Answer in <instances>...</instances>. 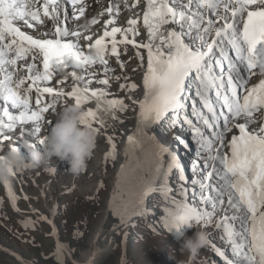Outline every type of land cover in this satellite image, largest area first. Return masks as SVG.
<instances>
[{
    "label": "snow or ice",
    "instance_id": "obj_1",
    "mask_svg": "<svg viewBox=\"0 0 264 264\" xmlns=\"http://www.w3.org/2000/svg\"><path fill=\"white\" fill-rule=\"evenodd\" d=\"M145 2L142 21L130 19L122 30L114 27L115 16L120 14L119 0H110L106 13H101L110 17L98 30L102 35L90 45L87 41L92 37L84 36L81 51L79 38L83 32L66 30L63 25L65 20L84 16L86 0H0V144L5 142L6 131L15 132L17 126H35L26 135L40 136V122L55 106V102L45 104L44 97L65 96V92L44 85L50 84L54 76L64 83L63 74L68 69H78L81 75L67 73L76 85L67 99L74 100L78 108L90 101L97 106L96 112L85 113L82 126L95 131L91 124L99 120L103 127L106 121L100 113L115 120L114 110H127L123 101L109 102L105 100L106 92L87 90L84 81L92 83V79L83 73L101 66L105 78L97 83L108 86V60L115 57L124 67L117 45L131 43L138 50L143 48L146 67L144 57L136 53L141 67H145V96L137 105L141 133L150 138L146 129L161 121L170 130L186 125L201 155L206 156L203 167L195 169L198 178L184 180L193 189L191 202L184 188L177 193L181 202L172 201L176 211L169 213L170 228L180 231L201 223L211 226L216 213L223 209L224 216L216 228L236 258L233 261L224 257L227 264H264V120L255 119L264 111V80L246 88L253 75L264 77V0ZM45 21L51 22L48 32H39L37 38L24 34L25 29L36 32V26L42 27ZM91 23L98 21L93 19ZM141 23L147 42L137 44V25ZM25 61L26 65L21 63ZM18 63L23 76L17 71ZM127 88L129 92L137 90L135 84ZM257 124L260 126L254 128ZM234 129L238 134L228 141ZM181 143L188 148L187 142ZM39 144L44 145L42 138ZM109 144L112 154L108 158L114 160L115 145L111 141ZM137 144V139L129 138V152ZM13 150L21 154L22 149L17 146ZM163 155L169 157L167 165L161 159ZM154 160V168L141 178L138 203L157 192L171 200L172 189L165 178L178 167L177 158L160 147ZM4 187L15 210L10 186Z\"/></svg>",
    "mask_w": 264,
    "mask_h": 264
},
{
    "label": "rangeland",
    "instance_id": "obj_2",
    "mask_svg": "<svg viewBox=\"0 0 264 264\" xmlns=\"http://www.w3.org/2000/svg\"><path fill=\"white\" fill-rule=\"evenodd\" d=\"M131 69L133 74L129 80ZM142 74L140 61L136 59L130 67L117 71L113 75V79L108 80V86L99 85L97 81L92 84L95 91H104L108 94L105 99L123 101L127 110L119 111L118 119L124 122V125H113V129L106 131L91 125L92 129L99 133L96 134L97 147L93 159L89 162L88 171L78 178L67 174L69 170L67 163H59L56 160L48 162L52 163L51 168L46 163L40 168L31 169L30 181L32 184H38L44 188L51 182L52 186L50 185L47 191V197L41 195L39 190L26 187L25 194H28L30 201L19 205L27 215L25 226L22 225V220L17 215L12 214L5 195L0 189V264H19L14 258L4 253V249H10L18 254L25 264H57L56 257L49 256L52 251L59 250L50 236L46 225L47 221L44 219H41L44 220L41 222L37 221L46 213L48 203L51 209H55L54 222L61 237L60 241L70 247L68 249L74 257L72 259L76 260L79 254L87 249L103 218L107 199L112 193L115 176L121 169L117 153L122 151L124 141L120 131L127 133L128 127L134 125L133 98L135 96L128 91L127 86L136 85L135 81L140 85ZM121 86H124L123 91H121ZM119 124L121 123L119 122ZM50 131L43 138L50 134ZM109 137L110 140L113 137L117 144L118 150L115 152L114 160L108 158L111 156L112 150ZM163 140L169 143L172 139L167 134ZM177 152L179 160L180 150L177 149ZM188 158H191L190 154ZM24 176L29 177V172L25 171ZM173 176L166 177V183L171 187H176L175 191L178 193L184 187V183H180L177 176ZM191 177V180L187 179L190 182L197 179L195 173H192ZM174 197L178 198L179 196L175 195ZM172 201L174 200L163 199V203L166 204L164 205L155 196L146 207V210L149 211L147 216L139 215L118 232L108 234L102 240L100 239L99 243L102 242V245L110 240L113 248L98 264H186L189 262V254L183 251V245L185 239L193 237L196 232H203L206 235L207 244L195 256L192 264H221L218 256L217 238L219 232L216 228V219L211 222V226H193L184 233L183 229L172 230L168 223L171 220L169 213L176 211ZM35 207H38L42 212L39 215H30V212L35 211ZM45 215L47 216V214ZM6 252L10 253L8 250ZM59 253H61L59 257L63 260V264L72 263V259L68 258L70 260L68 262L63 258L64 252ZM3 254L7 255L8 259H4Z\"/></svg>",
    "mask_w": 264,
    "mask_h": 264
},
{
    "label": "clouds",
    "instance_id": "obj_3",
    "mask_svg": "<svg viewBox=\"0 0 264 264\" xmlns=\"http://www.w3.org/2000/svg\"><path fill=\"white\" fill-rule=\"evenodd\" d=\"M85 113L75 105L64 107L57 115L56 122L44 140L43 150H37L31 143L23 145L24 155L13 150L0 156V185L11 184L12 173L21 167L40 168L56 160L69 165L68 175L78 178L88 171L97 147V135L94 130L82 126ZM207 237L203 232H196L186 238L183 251L195 257L206 247ZM83 264H87L83 258Z\"/></svg>",
    "mask_w": 264,
    "mask_h": 264
},
{
    "label": "bare ground",
    "instance_id": "obj_4",
    "mask_svg": "<svg viewBox=\"0 0 264 264\" xmlns=\"http://www.w3.org/2000/svg\"><path fill=\"white\" fill-rule=\"evenodd\" d=\"M146 65L147 62L145 67ZM131 93H134L135 97H140V100L144 99L145 94L140 95V93L136 91ZM135 119L136 124L134 123L133 126L128 127L127 134L134 133L138 144L133 151L129 152L125 149L124 152L118 154L119 162H121V169L116 174L115 180H117V183L113 185L112 193L107 199L103 218L94 232L87 249L81 252L76 260L72 259L67 253V257L73 260V264H83V258H86L87 264H98L113 248L110 240L107 241L105 245H102V242L99 243V241H101L104 236L121 230L124 226L128 225L134 216H146L149 213L148 210H145L143 207L136 211V204L134 201L137 191L141 188V178L145 177L146 173L154 168V165L151 166L149 163V160L151 162L154 144L151 143L147 136L141 133L139 115H137ZM119 122L121 124H119ZM114 124L118 126L124 125L118 118L115 119ZM103 129L105 131L112 129V126L109 125ZM176 137H179L178 133ZM40 146L41 145L38 144L35 148L39 150ZM182 150L186 151V149ZM141 153H143V155H141ZM48 165L50 167L52 163H48ZM31 173L32 172H30V174ZM156 182H159V180L154 181V183ZM128 203L133 204L132 210L125 211L124 207Z\"/></svg>",
    "mask_w": 264,
    "mask_h": 264
},
{
    "label": "trees",
    "instance_id": "obj_5",
    "mask_svg": "<svg viewBox=\"0 0 264 264\" xmlns=\"http://www.w3.org/2000/svg\"><path fill=\"white\" fill-rule=\"evenodd\" d=\"M2 257H3L4 259L8 258L6 255H2Z\"/></svg>",
    "mask_w": 264,
    "mask_h": 264
}]
</instances>
